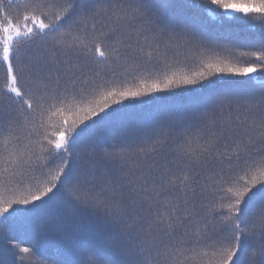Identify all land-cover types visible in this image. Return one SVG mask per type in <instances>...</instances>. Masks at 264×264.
Segmentation results:
<instances>
[{
    "label": "snow or ice",
    "instance_id": "1",
    "mask_svg": "<svg viewBox=\"0 0 264 264\" xmlns=\"http://www.w3.org/2000/svg\"><path fill=\"white\" fill-rule=\"evenodd\" d=\"M0 69V264H264V0H0Z\"/></svg>",
    "mask_w": 264,
    "mask_h": 264
},
{
    "label": "trees",
    "instance_id": "2",
    "mask_svg": "<svg viewBox=\"0 0 264 264\" xmlns=\"http://www.w3.org/2000/svg\"><path fill=\"white\" fill-rule=\"evenodd\" d=\"M177 6H180L183 3V0H175ZM232 32L236 39L238 40H247L254 38L256 33L255 31L248 25L244 24H235L232 26ZM90 67H94V65H89ZM100 67H104L100 65ZM183 71H187L183 66H179ZM123 69H118V71H122ZM2 75L3 70L0 69V83H2ZM158 96H163L164 99L156 100L155 103L146 105L144 107V111L150 112L156 109H169L176 112H181L183 110L184 105L187 103L188 97L177 94H157ZM0 103H7L6 100L0 99ZM115 107V106H114ZM71 117L69 116V119ZM61 117L57 116L54 120H59ZM223 147V145H222ZM70 227L68 228V233L75 239H82L85 236L91 234V238L94 239L97 243H103V238L106 235L104 227L101 222H85L83 228L80 231H75L76 225L72 224L71 221ZM13 235H18L20 238H24L20 233H12ZM50 247L49 252L52 255H55L58 251V246L63 243V238L59 234H53L50 238ZM6 260H10L11 257H5Z\"/></svg>",
    "mask_w": 264,
    "mask_h": 264
}]
</instances>
